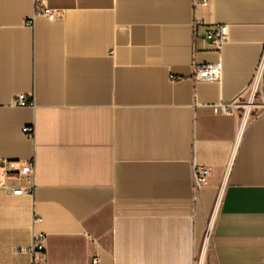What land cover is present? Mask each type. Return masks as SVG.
<instances>
[{"label": "crops", "instance_id": "0c3cea01", "mask_svg": "<svg viewBox=\"0 0 264 264\" xmlns=\"http://www.w3.org/2000/svg\"><path fill=\"white\" fill-rule=\"evenodd\" d=\"M263 49L264 0H0V264H193L217 198L203 264H264V81L243 126L212 108L246 97ZM31 159L35 194L13 195L3 163Z\"/></svg>", "mask_w": 264, "mask_h": 264}, {"label": "built area", "instance_id": "2783aa9c", "mask_svg": "<svg viewBox=\"0 0 264 264\" xmlns=\"http://www.w3.org/2000/svg\"><path fill=\"white\" fill-rule=\"evenodd\" d=\"M210 0H195V5L197 4H208ZM44 15L51 20H55L58 14L55 10L47 7H37L36 16ZM29 24L33 25L34 20H29ZM200 21H195L194 27L195 32L198 29ZM228 26L219 25L215 28L209 29L206 32V39L210 40L216 48H221L223 43L228 37ZM197 36L195 35V38ZM221 77V66L219 64H205L195 67L194 80H206L210 82L218 81ZM264 81V49L260 59V62L256 68L254 76L249 84V87L244 92L246 98H242V95L238 100L232 102H220L218 104L212 105L213 111L217 114H227L229 112L235 113V110L240 109V116L242 120V126L249 120L252 115V109L255 106V100L260 93V89ZM243 93V95H244ZM14 104L16 106H33L34 101L32 96L27 94H18L15 96ZM23 133L31 140H35L36 131L34 126H25L22 129ZM5 177L7 180H12V183L8 184V188L11 190L13 195L23 196L30 195L33 196L37 189V166L35 159H31L23 164H19L16 161H5L3 163ZM194 181H195V191L196 196L200 192V189L207 185L209 182V177L211 176V169L209 167L195 164L193 168ZM41 218H38L40 221ZM213 235V228L210 229V223L208 224L205 240L203 247L201 248L197 258L193 264H203V255L207 251L210 245ZM46 234L39 232L34 236V241L29 252L33 255L43 254L46 250ZM207 242V245H206ZM33 264H45L42 261L36 260ZM93 264H99L98 258L93 259Z\"/></svg>", "mask_w": 264, "mask_h": 264}, {"label": "rangeland", "instance_id": "374dc122", "mask_svg": "<svg viewBox=\"0 0 264 264\" xmlns=\"http://www.w3.org/2000/svg\"><path fill=\"white\" fill-rule=\"evenodd\" d=\"M245 98H246V97H245ZM217 203H218V198H217V201H216V203H215L214 209H213V211H212V213H211V216H210V218H209V222H208V224L211 222V219H212L213 214H214V212H215V209H216ZM219 207H220V204H219ZM218 211H219V208H218V210H217V214H218ZM217 214H216V217H215V220H214V223H213V228H214V224H215V221H216V218H217ZM209 248H210V247H209ZM209 248H208V249H209Z\"/></svg>", "mask_w": 264, "mask_h": 264}, {"label": "bare ground", "instance_id": "6f19581e", "mask_svg": "<svg viewBox=\"0 0 264 264\" xmlns=\"http://www.w3.org/2000/svg\"><path fill=\"white\" fill-rule=\"evenodd\" d=\"M221 193H222V191H221ZM210 229H212V223L210 222ZM206 244H207V242H206Z\"/></svg>", "mask_w": 264, "mask_h": 264}]
</instances>
